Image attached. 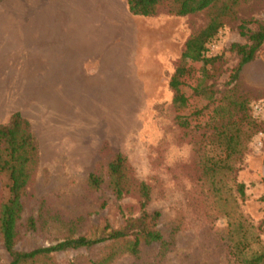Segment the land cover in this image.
I'll return each instance as SVG.
<instances>
[{
	"label": "rangeland",
	"instance_id": "obj_1",
	"mask_svg": "<svg viewBox=\"0 0 264 264\" xmlns=\"http://www.w3.org/2000/svg\"><path fill=\"white\" fill-rule=\"evenodd\" d=\"M223 3L231 8L206 52L221 60L214 79H206L204 62L185 63L181 90L187 105L176 110L168 84L184 42L224 12ZM242 21L252 29L264 24V0H221L184 16L167 15L162 7L149 17L129 13L126 0L0 2V123L20 111L40 149L22 203L17 250L89 232L104 221L116 228L137 215L134 189L117 201L108 186L106 167L115 152L127 158L133 182L149 186L147 208L160 212L165 246L142 245L137 255L111 264H238L228 247L229 222L236 217L250 227V250H264V131L226 159L212 128L239 61L230 44L245 42L238 33ZM238 82L249 101L264 100V46L242 66ZM208 83L213 99L193 94ZM90 172L102 178L99 189L89 187ZM6 196L0 175V203ZM30 217L36 226L28 231ZM5 251L0 240V264L10 260ZM107 252L98 245L53 256L61 264H88Z\"/></svg>",
	"mask_w": 264,
	"mask_h": 264
},
{
	"label": "trees",
	"instance_id": "obj_2",
	"mask_svg": "<svg viewBox=\"0 0 264 264\" xmlns=\"http://www.w3.org/2000/svg\"><path fill=\"white\" fill-rule=\"evenodd\" d=\"M2 0H0L1 2ZM221 0H126L128 12L135 16H154L162 7H165L167 15L184 16L199 12L210 6H216ZM234 4V1L232 2ZM231 6L222 4L220 14L213 15L210 21L201 29L190 35L184 42L179 64L173 71L169 80V89L172 92V106L181 110L187 105V96L181 90L183 77L187 69L185 63L193 61L204 62L206 79H214V70L221 61L218 56L207 57V44L217 36L224 22L221 16H226ZM238 33L245 42H232L229 50L238 56L239 61L229 73L227 85L230 88L222 90L219 102L221 110L216 113V121L212 128L217 136L219 144L226 159L238 155L241 147L256 132L264 131V121L253 114L252 105L261 98L249 101L237 90L239 72L243 65L251 62L259 50L264 46V24L259 23L254 29L247 26L245 21L238 24ZM195 96L213 99L215 91L212 83L199 88H193ZM237 114L239 120L233 119ZM177 124L186 128V122L176 116ZM39 143L31 127V123L25 119L20 111H14L8 120L0 123V175L5 180L7 190L6 198L0 203V240L5 252L10 256L7 264H61L54 260L53 254L61 251L79 250L102 245L108 248L103 257L90 260L88 264H111L114 260L127 255H137L142 245L159 242L165 246L163 237L158 229L160 212L150 211L147 205L150 201V188L143 182H133L129 176L127 158L115 152L107 163L106 174L108 186L112 195L120 201L131 189L138 194L137 215L127 217L124 222L115 228L109 222L104 221L101 226L95 227L89 232L76 236H65L55 243L39 246L30 251H20L16 248L21 215L22 203L34 174L39 166ZM222 165V166H221ZM221 165L230 171L231 166L227 161ZM87 183L92 189H99L102 178L95 172H90ZM264 186V179L262 180ZM237 191L242 198L245 197L243 183L237 185ZM35 220L30 217L26 228L35 230ZM228 247L238 264H264V250L258 248L250 250V227L245 219L236 217L229 222ZM256 242V240H254ZM67 264H78L69 261Z\"/></svg>",
	"mask_w": 264,
	"mask_h": 264
},
{
	"label": "built area",
	"instance_id": "obj_3",
	"mask_svg": "<svg viewBox=\"0 0 264 264\" xmlns=\"http://www.w3.org/2000/svg\"><path fill=\"white\" fill-rule=\"evenodd\" d=\"M253 114L255 117L264 121V100H259L252 105Z\"/></svg>",
	"mask_w": 264,
	"mask_h": 264
},
{
	"label": "crops",
	"instance_id": "obj_4",
	"mask_svg": "<svg viewBox=\"0 0 264 264\" xmlns=\"http://www.w3.org/2000/svg\"><path fill=\"white\" fill-rule=\"evenodd\" d=\"M62 51H63V52H62ZM59 54H60V55H63V54L68 55V52H65V50L60 49V50H59ZM60 60H62V58H60L59 61H60ZM71 60H72V58H71ZM67 61H68V60H67ZM70 63H72V62H70Z\"/></svg>",
	"mask_w": 264,
	"mask_h": 264
}]
</instances>
